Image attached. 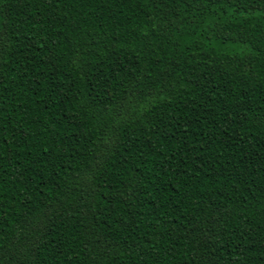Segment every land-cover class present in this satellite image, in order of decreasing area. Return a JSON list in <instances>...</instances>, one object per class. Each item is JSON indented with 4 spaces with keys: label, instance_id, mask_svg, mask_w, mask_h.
<instances>
[{
    "label": "trees",
    "instance_id": "trees-1",
    "mask_svg": "<svg viewBox=\"0 0 264 264\" xmlns=\"http://www.w3.org/2000/svg\"><path fill=\"white\" fill-rule=\"evenodd\" d=\"M0 264H264V0H0Z\"/></svg>",
    "mask_w": 264,
    "mask_h": 264
}]
</instances>
